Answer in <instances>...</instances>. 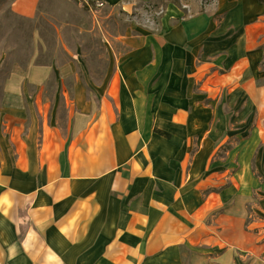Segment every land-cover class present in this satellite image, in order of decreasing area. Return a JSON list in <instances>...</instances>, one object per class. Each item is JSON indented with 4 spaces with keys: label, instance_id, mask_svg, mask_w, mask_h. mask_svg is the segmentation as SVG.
I'll return each mask as SVG.
<instances>
[{
    "label": "rangeland",
    "instance_id": "rangeland-1",
    "mask_svg": "<svg viewBox=\"0 0 264 264\" xmlns=\"http://www.w3.org/2000/svg\"><path fill=\"white\" fill-rule=\"evenodd\" d=\"M12 1L0 0V159L10 170L37 162L42 140L59 147L36 169L50 157L51 170L55 160L66 168L69 142L120 123L149 170L128 201L180 217L181 264H264L263 4L39 0L25 18Z\"/></svg>",
    "mask_w": 264,
    "mask_h": 264
},
{
    "label": "crops",
    "instance_id": "crops-1",
    "mask_svg": "<svg viewBox=\"0 0 264 264\" xmlns=\"http://www.w3.org/2000/svg\"><path fill=\"white\" fill-rule=\"evenodd\" d=\"M38 5L13 0L10 11L31 18ZM128 132L115 122L108 132L87 128L82 142L67 145L66 168L55 160L51 170L50 157L46 169H36L45 149L59 147L43 140L37 162L18 158L11 171L0 159V264H181L180 217L154 202L140 213L128 201L132 179L149 176L148 165L134 159L137 143ZM125 166L129 174L122 175Z\"/></svg>",
    "mask_w": 264,
    "mask_h": 264
},
{
    "label": "trees",
    "instance_id": "trees-1",
    "mask_svg": "<svg viewBox=\"0 0 264 264\" xmlns=\"http://www.w3.org/2000/svg\"><path fill=\"white\" fill-rule=\"evenodd\" d=\"M262 4H263V6H264V0H259Z\"/></svg>",
    "mask_w": 264,
    "mask_h": 264
}]
</instances>
